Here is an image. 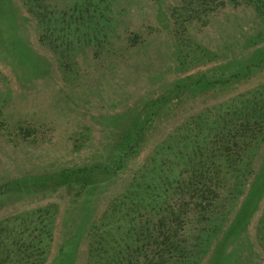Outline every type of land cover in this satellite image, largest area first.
<instances>
[{
    "label": "rangeland",
    "instance_id": "374dc122",
    "mask_svg": "<svg viewBox=\"0 0 264 264\" xmlns=\"http://www.w3.org/2000/svg\"><path fill=\"white\" fill-rule=\"evenodd\" d=\"M43 4L57 28L44 24ZM250 96L264 99V0H0V240L8 229L17 238L26 211L47 207L40 221L54 216V229L43 264H86L92 228L104 234L123 219L152 151L198 118H217L223 103L247 115L240 102ZM234 122L227 143L219 137L206 149L264 125ZM258 144L248 186L218 234L208 233L193 192L149 215L180 226L195 247L188 251H201L196 264H264V139ZM180 176L199 177L186 168Z\"/></svg>",
    "mask_w": 264,
    "mask_h": 264
},
{
    "label": "trees",
    "instance_id": "16d2710c",
    "mask_svg": "<svg viewBox=\"0 0 264 264\" xmlns=\"http://www.w3.org/2000/svg\"><path fill=\"white\" fill-rule=\"evenodd\" d=\"M28 1L24 0V3ZM41 7V18L46 27L57 28L58 21H54L53 7L48 4H43ZM246 70L249 71L250 66H247ZM233 75V77L239 76V74ZM227 81L226 79L221 82ZM208 83L220 82L214 80ZM240 103L242 106L247 104L251 107V112L239 117L237 108L232 111L230 104L223 103L222 109L215 111L218 114L217 118L211 119L208 115L205 121H200L203 118H198L194 128L189 127L185 133L174 134L152 151L148 156V173L138 177L130 186L128 193L132 195V201L130 206H126L123 219L117 217L111 220L104 234L98 231V225L92 228L86 264H196L202 254L196 253L199 252L198 249L194 251V255L188 251H192L195 247L190 248V243L184 242L180 236V226L173 220L166 222L164 220L166 217L152 222L149 215L159 216L158 212L168 209L170 198L190 196L188 194L193 192L194 195H191L198 198L197 205H201L200 217L207 221L208 218L211 219L210 223L205 222L206 228H209L208 233L218 234L221 231L224 221L229 220L237 196L248 186V177L254 164L253 158L259 148L258 143L264 139L262 138L264 125L258 132L249 124L243 129L238 128L248 136L247 143L242 144L237 141V138L242 139L244 134L234 129L232 133L234 142L231 145L226 144L229 129L236 125L235 120L245 119L255 122L257 117H262L264 123V99L250 96ZM235 115L237 117H234ZM138 129L136 128L134 138H137ZM224 136L226 143L218 140L216 148L211 151L209 148L206 149L215 139ZM131 147L129 146V149ZM197 157H199V165L196 166ZM208 163L211 167L206 166ZM185 168L189 171L191 169L198 171L199 177L192 180L181 177L180 171ZM221 169L230 173L212 177L214 170ZM210 170L212 173L209 177ZM64 171L63 169L61 172ZM68 180V178L63 179L59 184H66ZM192 182L200 183V187L192 188ZM260 187V185L256 186L257 192ZM244 207L245 205L232 222L234 226L245 220ZM211 209L213 215L208 214L211 213ZM113 212L114 209L106 211L107 218H110ZM46 213H49L47 207L26 211L21 219L25 225L19 230L16 239L10 235L12 229H8L9 237L5 236V240H0V264H43L54 229V216L44 222L40 221ZM257 235L258 241L264 248V230ZM7 239L9 241H6ZM1 252L6 255H2Z\"/></svg>",
    "mask_w": 264,
    "mask_h": 264
}]
</instances>
